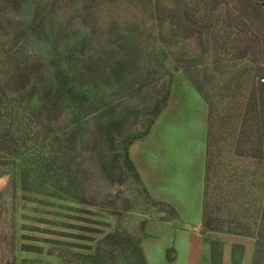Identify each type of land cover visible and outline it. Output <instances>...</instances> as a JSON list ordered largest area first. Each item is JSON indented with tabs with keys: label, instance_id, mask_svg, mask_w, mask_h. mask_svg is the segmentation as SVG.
<instances>
[{
	"label": "trees",
	"instance_id": "obj_1",
	"mask_svg": "<svg viewBox=\"0 0 264 264\" xmlns=\"http://www.w3.org/2000/svg\"><path fill=\"white\" fill-rule=\"evenodd\" d=\"M189 1L89 0L87 9L108 13L96 22L94 31L61 19L57 9L66 4L62 0H0L19 13L28 11L27 18L15 22L0 17L1 27L13 29L1 36L0 42V124L5 126L0 130V145L10 146L11 155L17 158L33 143L34 172L25 164L29 156H21L23 191L87 204L92 177L105 189L111 182L107 175L116 169L120 182L132 178L141 184L128 147L149 133L166 106L172 75L145 83L148 70L142 60L149 55L141 37L142 25L147 23L146 19L138 21L139 13L166 32L201 34L205 23L197 16L198 7ZM218 40L200 43L201 58L211 54L216 58L205 66L202 79L193 70L197 69L193 62H180L207 106L203 211L196 229L199 233L223 231L226 226L228 232L254 238L252 264H264V78L260 83L248 70L255 62L247 58H254V52L245 48L233 55ZM221 49L227 60L219 59ZM224 68L231 70L227 77L221 74ZM137 97L145 102L137 104ZM59 123L64 124L67 141L79 145L82 158L77 176L74 170L55 166L54 159L43 158L46 139L41 132ZM80 171L84 173L82 180L78 178ZM64 181L67 187L61 185ZM143 191L151 201L166 207L171 219L177 217L173 208ZM141 239L132 241L114 230L104 242L110 246V256L117 252L127 264H146L139 248ZM239 248L233 246V262ZM170 252L172 249L167 251L169 262ZM107 255L103 257L97 248L92 256L76 257L86 264H97Z\"/></svg>",
	"mask_w": 264,
	"mask_h": 264
},
{
	"label": "rangeland",
	"instance_id": "obj_2",
	"mask_svg": "<svg viewBox=\"0 0 264 264\" xmlns=\"http://www.w3.org/2000/svg\"><path fill=\"white\" fill-rule=\"evenodd\" d=\"M62 1L66 4L57 9L58 16L71 20L75 26H89L95 31L96 22L108 16L104 11L98 13L94 9H87L89 0ZM190 1L198 7L197 16L205 23L201 33L204 37H201L198 31L188 35H184L180 30L166 32V28L159 29L157 23L148 21L147 15L144 18L143 13H139L138 21L143 22L146 19L147 23L142 25L144 34L141 37L149 55L142 60L148 70L144 76L145 83L167 80L168 74L172 75V79L176 75L187 79L186 73L180 67L182 60L193 62L197 67L193 70L199 75L198 79H202L204 69L207 68L205 66L216 58L213 54L201 58L200 43H211L214 39H220V44L233 55L240 54L245 48L254 52V58H247L248 62H255L248 70L254 73L256 80L263 83L264 0H215L218 3L202 0V3L198 4L195 3L196 0ZM19 11L0 3L2 18L10 17V20L15 22L28 17V11ZM250 23L253 24L248 28ZM12 30V27L6 29L0 25V42L3 40L1 36ZM32 46L29 41L28 48L31 49ZM185 52H189V57L184 55ZM220 53L222 57L219 59H228L223 58V49ZM213 67H208V71ZM221 70L224 77L231 73L229 68ZM134 101L139 105L145 102L140 97ZM4 127V124H0V130ZM41 133L46 139L43 158L48 161L54 159L57 162L55 166H61L63 170H74L77 176L78 164L82 157L79 155V145L67 141L63 135L64 124L48 126ZM57 136L61 138L55 139ZM32 146L33 143L28 144L30 149L28 148L26 153L22 149L21 156H29L25 164L33 171L36 165L32 161ZM11 154L14 153L11 152L10 146L0 145V264H22L23 260L29 261L23 264H86L76 255L92 256L97 248H100L103 257L108 254L97 264H127L117 252L110 256V246L107 241L104 242V238L117 230L122 237L129 236L130 240L136 241L137 238L143 237V223H146L147 219H168L171 216L166 207L154 203L146 196L138 181L131 178L126 183L120 182L116 169L107 175L111 182L105 189H102L99 179L92 177L88 185L87 204L23 191L21 156L14 158ZM79 174L78 178L82 180L84 173L80 171ZM30 177L27 184L30 183ZM61 185L67 187L68 184L64 181ZM77 191L78 189L76 194ZM226 229L225 226L223 231H200L204 244L200 264H252L255 255L254 238L233 234ZM235 245L240 248L236 255L237 260L233 262L232 249ZM172 253L173 251L170 252V257Z\"/></svg>",
	"mask_w": 264,
	"mask_h": 264
},
{
	"label": "crops",
	"instance_id": "obj_3",
	"mask_svg": "<svg viewBox=\"0 0 264 264\" xmlns=\"http://www.w3.org/2000/svg\"><path fill=\"white\" fill-rule=\"evenodd\" d=\"M207 106L186 78L174 76L166 106L149 133L128 147L148 196L169 205L174 219L149 218L139 242L146 264H200ZM172 260H167L171 250Z\"/></svg>",
	"mask_w": 264,
	"mask_h": 264
}]
</instances>
